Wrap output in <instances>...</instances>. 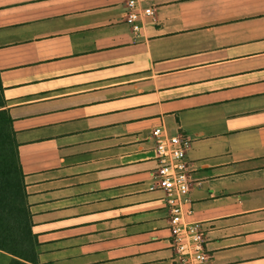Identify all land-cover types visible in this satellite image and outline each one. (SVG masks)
Masks as SVG:
<instances>
[{"label": "crops", "instance_id": "1", "mask_svg": "<svg viewBox=\"0 0 264 264\" xmlns=\"http://www.w3.org/2000/svg\"><path fill=\"white\" fill-rule=\"evenodd\" d=\"M126 1L0 0L39 264H181L157 127L187 139L208 264H264V0H151L138 36Z\"/></svg>", "mask_w": 264, "mask_h": 264}, {"label": "built area", "instance_id": "2", "mask_svg": "<svg viewBox=\"0 0 264 264\" xmlns=\"http://www.w3.org/2000/svg\"><path fill=\"white\" fill-rule=\"evenodd\" d=\"M151 0H127L124 22L135 35H139L147 20L154 18ZM151 136L156 140L155 157L157 186L165 194V204L170 218L171 247L181 264H208L204 251V235L199 224L190 220L192 210L189 193L191 188V165L186 159L187 139L180 135L169 136L161 127Z\"/></svg>", "mask_w": 264, "mask_h": 264}, {"label": "trees", "instance_id": "3", "mask_svg": "<svg viewBox=\"0 0 264 264\" xmlns=\"http://www.w3.org/2000/svg\"><path fill=\"white\" fill-rule=\"evenodd\" d=\"M32 228L18 143L0 82V251L10 256L9 264H39Z\"/></svg>", "mask_w": 264, "mask_h": 264}, {"label": "rangeland", "instance_id": "4", "mask_svg": "<svg viewBox=\"0 0 264 264\" xmlns=\"http://www.w3.org/2000/svg\"><path fill=\"white\" fill-rule=\"evenodd\" d=\"M9 263H10V258L0 253V264H9Z\"/></svg>", "mask_w": 264, "mask_h": 264}]
</instances>
